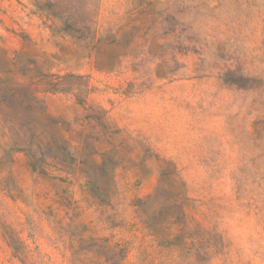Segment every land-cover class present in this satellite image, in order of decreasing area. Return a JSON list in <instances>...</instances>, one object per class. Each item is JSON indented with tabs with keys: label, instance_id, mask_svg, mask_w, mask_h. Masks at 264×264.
<instances>
[{
	"label": "rangeland",
	"instance_id": "rangeland-1",
	"mask_svg": "<svg viewBox=\"0 0 264 264\" xmlns=\"http://www.w3.org/2000/svg\"><path fill=\"white\" fill-rule=\"evenodd\" d=\"M0 264H264V0H0Z\"/></svg>",
	"mask_w": 264,
	"mask_h": 264
}]
</instances>
